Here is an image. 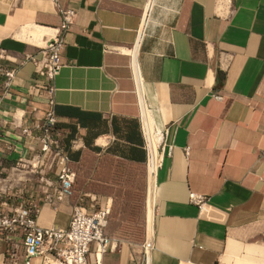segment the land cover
<instances>
[{
  "label": "crops",
  "instance_id": "0c3cea01",
  "mask_svg": "<svg viewBox=\"0 0 264 264\" xmlns=\"http://www.w3.org/2000/svg\"><path fill=\"white\" fill-rule=\"evenodd\" d=\"M62 4L77 12L66 33L65 66L55 79L66 150L75 165L92 155L97 166L108 158L126 163L136 182L144 175H135V168L146 166L145 211L137 190L112 183L108 174L103 178L102 167L101 177L87 180L128 197L114 210V195L107 191L84 190L81 202L72 198L74 191L49 204L43 185L20 169L11 185L0 188L8 195L0 199L13 204L3 203L10 206L3 211L14 208L25 191L42 206V227L68 228L75 205L90 213L110 207L105 234L111 243L102 264H264V0ZM61 23L53 0H0V52L10 56L0 64L18 68L13 91L1 105L0 173L20 157H33L31 145L40 147L38 136L27 139L23 129L36 131L43 123L47 91L26 59L39 55ZM142 97L156 124L168 131L171 147L157 170L152 209ZM57 172L47 175L57 181ZM192 191L209 197L203 209L190 201ZM0 264H25L21 231L0 232Z\"/></svg>",
  "mask_w": 264,
  "mask_h": 264
},
{
  "label": "built area",
  "instance_id": "2783aa9c",
  "mask_svg": "<svg viewBox=\"0 0 264 264\" xmlns=\"http://www.w3.org/2000/svg\"><path fill=\"white\" fill-rule=\"evenodd\" d=\"M53 1L62 14V23L58 28V33L47 42L39 55H28L26 59L35 64L36 73L42 78V85L47 91V109L43 123L36 131L29 128L23 129V136L27 139L35 135L38 136L40 147L37 149L35 145H31L30 148L35 151L33 157H20L14 169H25L28 172L39 174L44 187L45 201L55 205L73 196L77 179V172L72 167V159L58 130L55 100V79L65 66L62 61V52L66 44V33L74 24L77 12L72 8H65L62 0ZM105 51H110V47L106 46ZM9 57L5 51L0 52L1 59L6 60ZM133 69L134 77L141 89L143 80L135 59ZM17 73L18 68L0 64V81L3 88L0 93V133L3 130L1 105L4 98L13 91ZM215 97L223 100L221 94H216ZM167 135L168 131L165 134L163 131V139L159 146L161 160L157 170L166 149H169V153H171ZM75 146L77 145L75 144ZM189 152L190 148H187V153L189 154ZM262 155L264 156V151ZM54 168L58 169L57 181L52 180L47 175ZM149 174L151 191L150 161ZM52 188H55V193L52 192ZM190 201L203 209L209 202V197L192 191ZM41 209V204L32 199L22 202L10 211H0V232L10 235L18 231L23 233L25 264H32L33 259L36 257L42 259V264H102L103 256L111 243V240L105 234L111 212L110 207H102L90 213L85 206L75 205L68 228L58 226L42 227L38 222ZM152 248V239L148 238L145 244L147 254L150 255Z\"/></svg>",
  "mask_w": 264,
  "mask_h": 264
},
{
  "label": "trees",
  "instance_id": "16d2710c",
  "mask_svg": "<svg viewBox=\"0 0 264 264\" xmlns=\"http://www.w3.org/2000/svg\"><path fill=\"white\" fill-rule=\"evenodd\" d=\"M73 169L77 172V179H76V186L74 188L75 191V196L72 198L77 202H81V198L83 196V191L84 190H93V191H107L111 192L114 195V208L115 206L118 205L119 201H128V197H123L122 199V192L113 188V187H103L101 188V184L97 182H89L87 180L88 177L93 176L94 178L101 177L97 174V167L98 168H103L106 171V174H103V178L108 179L107 174L109 175V180L112 183H116L117 185L121 187H127L130 189H136L141 201L142 209L145 211V200H146V171L147 167L144 166L143 170L141 171L140 169L135 168V175L138 173H143V182H136V179L133 178L134 176L130 175L131 172H133L131 169V166L123 163V162H115L112 159H103L98 161V166H97V159L95 156H89L86 157L80 164H72ZM114 170V172H113ZM106 186V185H103ZM134 186V187H132ZM140 191L138 190V187ZM133 200V199H132ZM144 224H145V216H144Z\"/></svg>",
  "mask_w": 264,
  "mask_h": 264
},
{
  "label": "bare ground",
  "instance_id": "6f19581e",
  "mask_svg": "<svg viewBox=\"0 0 264 264\" xmlns=\"http://www.w3.org/2000/svg\"><path fill=\"white\" fill-rule=\"evenodd\" d=\"M143 117H144V128L149 142L150 150V173H151V191H150V207L153 208L155 184H156V171L160 163L161 156L159 152V146L163 139V128H160L152 115L151 109L146 105L143 97ZM152 231V225H150Z\"/></svg>",
  "mask_w": 264,
  "mask_h": 264
},
{
  "label": "rangeland",
  "instance_id": "374dc122",
  "mask_svg": "<svg viewBox=\"0 0 264 264\" xmlns=\"http://www.w3.org/2000/svg\"><path fill=\"white\" fill-rule=\"evenodd\" d=\"M23 170H25V169H23ZM20 173H21V170H16L14 168L13 169H8V171H1V173H0V188L1 187L2 188H5V187L7 188V185L8 186L11 185L15 181V178H17L18 177V174H20ZM30 176H31V178H33L32 181H35L37 179L38 180V184H40L41 187H42L43 184L40 181V175L39 174H34L32 172L27 173V177H30ZM0 194L3 195V196L4 195H7V194H5V192H2L1 189H0ZM21 195H23V198L19 199L18 202L17 201L14 202V205L15 206H17V205L20 204L19 201H22L23 200L22 202H25V201H30V200L33 199L32 197L27 196V194L25 193V191ZM7 197H8V195H7ZM5 202L8 203L10 206L13 205L10 201L6 200V197L5 198H1L0 199V211H3V210H5V208L10 207L8 205L6 206V204H3Z\"/></svg>",
  "mask_w": 264,
  "mask_h": 264
}]
</instances>
